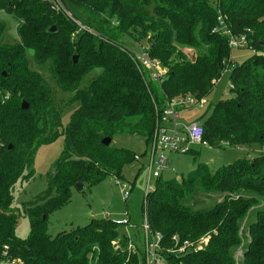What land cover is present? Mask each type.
I'll return each instance as SVG.
<instances>
[{"label": "trees", "instance_id": "trees-1", "mask_svg": "<svg viewBox=\"0 0 264 264\" xmlns=\"http://www.w3.org/2000/svg\"><path fill=\"white\" fill-rule=\"evenodd\" d=\"M65 2L96 37L86 31L72 40L77 26L48 0H0V12L19 23L12 45L5 44V27L0 24V261L139 264V255L128 249L129 237L120 234L119 224L110 218H93L84 227L52 237L47 230L49 215L68 202L78 183L90 188L111 176L123 180L124 169L137 156L112 144L104 146L102 140L115 135L150 139L156 105L162 108L168 99L187 96L202 99L227 68L232 97L217 102L200 122L207 147L257 145L260 155L239 158L217 171L200 163L180 180L161 176L146 195L145 208L153 232L163 235L166 264H235L239 231L251 222L254 243L245 250L243 264H264V210L248 215L254 204L242 197L234 200L250 188L264 193V74L259 75L264 71V0ZM221 23L232 36L246 37L243 49L254 54L243 64H232V47L221 33ZM125 36L145 47L136 52L135 45L124 42ZM143 50L166 70L161 84L144 75L138 59ZM28 51L33 52L38 71L30 68ZM90 72L95 78L81 88ZM46 75L62 93L72 95L67 102L56 107ZM25 102L28 109L22 110ZM73 105L63 128L64 109ZM60 137L65 148L48 173L46 191L22 206L30 232L27 239H20L16 228L21 212L13 205L14 186L34 177L38 150ZM191 154L200 155L193 150ZM222 191L228 193L229 203L203 213L190 208L197 192ZM206 234L209 241L197 250ZM188 241L186 254L168 252Z\"/></svg>", "mask_w": 264, "mask_h": 264}, {"label": "rangeland", "instance_id": "rangeland-1", "mask_svg": "<svg viewBox=\"0 0 264 264\" xmlns=\"http://www.w3.org/2000/svg\"><path fill=\"white\" fill-rule=\"evenodd\" d=\"M69 8V12L76 16L72 7ZM76 17H78V14ZM77 19L80 20L82 17H78ZM0 24L5 27V44H14L18 39V21L14 17L0 12ZM84 27L86 28V26ZM76 30L77 31L73 34L72 40L77 38L79 33L86 32L85 29L81 30L79 27H77ZM151 36L152 33L150 32L148 34V39H150ZM124 42L127 45H135L133 49L139 53L141 52L142 48L145 47V44L142 46L137 45V43H134L128 36H125ZM27 54L30 68L32 70L38 71V66L37 63H35L33 52L28 51ZM253 54L254 52L247 48L230 49V57L233 65L243 64L247 59L251 58ZM96 72L98 73V71ZM259 73V75L263 76L264 71H260ZM220 74L221 75L219 76L218 80L215 81L216 83L214 84L215 86L212 89V92L202 98L204 104L190 108L181 114V118L184 122L188 124L195 121L204 123V120L211 115L212 108L217 102L221 100H227L232 97V94L230 93V73L228 72L227 68H224ZM95 76V72L88 73V75H86L81 82L80 87H86L88 83L95 78ZM45 79H47L49 86L53 91L54 103L56 107L61 103H65V101L67 102V100L71 98L72 95L64 94L57 88L54 80L50 78L49 75H46ZM74 108L75 105L64 109L65 111L62 114L63 128L67 127L70 117L74 112ZM150 139L147 140L140 137L127 135H115L111 144L117 148H125L130 150L134 153V155L137 157L139 156V159H135V163L124 169L123 180L117 181L116 178L111 176L104 181L91 186L90 188L84 187V190L82 191L73 188L68 202L59 210L50 213L47 225L48 233L52 237H55L61 232H69L76 229L77 227H84L91 223L93 218H110V220L117 224H120L124 221L129 222V225L126 226L119 225V233L127 235L130 238V242L140 249L144 235L143 230L141 228L137 230V227H140L144 222L143 201L148 188L150 190H154L156 188V180L155 178L151 177V172L148 170L150 159L148 147L151 144V142L149 144L148 142ZM222 146L217 150L211 149L210 147L193 146V149H190L189 151H191V153L192 150L194 153L198 152L200 154L199 156H194V154H191L189 151L185 153H182L183 151H180V153H172L169 164L170 170L164 173V180H169L170 178H176L180 180L181 176L186 177V175H188L200 163H204L209 169L217 171L220 167L230 166L235 160L239 158H245L248 156L256 157L261 153L260 147L257 145L249 147H232L222 144ZM64 148L65 142H63L62 137L58 138V140L50 145L42 146L35 156L36 162L34 165V177L27 182L17 183L14 186L13 205L19 209V212H21L18 221L19 224L16 228V235L20 239H27L30 232V222L23 214L22 206L33 201L46 191L48 173L53 171L58 160L60 159L62 152L64 151ZM125 185L128 186L131 192V196L127 200H124L123 198L124 193L122 187ZM227 194V192L223 191L218 192V194H205L197 192L190 201V208L193 212L199 211L203 213L205 211H209L219 204L221 205L222 203L228 202L225 201V196ZM239 197L246 199L250 202V204H254L251 212L248 215H253L256 214L257 211L264 210V193L262 191L253 188H250V191L242 190L234 196V200ZM262 223L263 222H261V224ZM250 224H242L239 231L241 236V245L237 247L234 258L235 264L244 263L245 250L247 249V251H249L252 243H254V236L252 235L253 232H251L249 227ZM209 239V235L206 234L204 238L200 239L198 243L199 245L197 244L198 246H196V249H201L203 247L202 244L205 245ZM259 240L261 242V239ZM188 243L190 244L191 242H185V244Z\"/></svg>", "mask_w": 264, "mask_h": 264}, {"label": "built area", "instance_id": "built-area-1", "mask_svg": "<svg viewBox=\"0 0 264 264\" xmlns=\"http://www.w3.org/2000/svg\"><path fill=\"white\" fill-rule=\"evenodd\" d=\"M52 8L58 12L65 14L68 19H71L77 27L81 30H88L89 33H93L87 27L85 28L82 22L77 19L74 14H71L70 6L65 0H48ZM84 28H83V27ZM221 33L227 36L229 46L232 48L243 49L247 46L246 37L241 35L234 37L226 26L221 23ZM94 35V33H93ZM95 36V35H94ZM140 67L142 68L144 75L148 73L150 76V81L157 82L161 84L163 82L164 76H166V70L160 66V64L149 58L147 51H143L139 56ZM146 76V75H145ZM147 77V76H146ZM149 82V81H148ZM204 101L202 99L198 100L193 96H187L184 99L178 100H166L162 108L156 107V126L153 131L152 141L149 149V166L148 170L151 172V177L160 178L164 173L168 172L170 157L172 153H185L192 146H204L207 147V141L204 138V128L201 123L195 121L193 123H186L182 120L181 114L184 111L194 108L196 106L203 105ZM139 156L136 157V160ZM124 200H127L131 196V192L128 186H123ZM155 190V189H154ZM148 188L146 195L154 191ZM146 195L144 198V208L146 202ZM143 208L144 222L137 230L140 228L143 230L144 238L141 244V253L138 248L130 242L128 249L130 251H135L139 255V264H166L164 260V249L162 248L163 235L158 232H153L149 219L147 217L146 208ZM119 225L126 226L129 222L124 221ZM130 239V238H129ZM174 240L178 242V237H174ZM190 244H185L178 249H172L168 251L169 253L175 254H186L187 247ZM183 248V249H182ZM141 256V257H140ZM2 264H22L20 261L13 262H0Z\"/></svg>", "mask_w": 264, "mask_h": 264}, {"label": "water", "instance_id": "water-1", "mask_svg": "<svg viewBox=\"0 0 264 264\" xmlns=\"http://www.w3.org/2000/svg\"><path fill=\"white\" fill-rule=\"evenodd\" d=\"M55 29L56 28L54 26L49 31H51V33H55ZM76 61H77V56H74L73 57V62L76 63ZM3 75H5V74H3ZM196 97H197V95H196ZM21 108H22V110L28 109V104L26 102L23 103ZM111 142H112V140L110 138H105L104 140H102V144L104 146H110L111 145ZM75 188L78 189V190H80V191H82V190H84V185L82 183H78V184L75 185ZM117 252L120 253L119 250H117Z\"/></svg>", "mask_w": 264, "mask_h": 264}, {"label": "bare ground", "instance_id": "bare-ground-1", "mask_svg": "<svg viewBox=\"0 0 264 264\" xmlns=\"http://www.w3.org/2000/svg\"><path fill=\"white\" fill-rule=\"evenodd\" d=\"M175 255V254H174ZM177 255V254H176Z\"/></svg>", "mask_w": 264, "mask_h": 264}]
</instances>
